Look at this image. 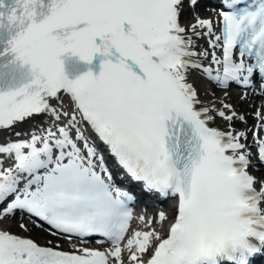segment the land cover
Listing matches in <instances>:
<instances>
[{
  "label": "bare ground",
  "instance_id": "obj_1",
  "mask_svg": "<svg viewBox=\"0 0 264 264\" xmlns=\"http://www.w3.org/2000/svg\"><path fill=\"white\" fill-rule=\"evenodd\" d=\"M189 2L190 0H181L177 4L175 18L179 22V30L188 52L202 66L198 70H188L171 65L169 67L172 77L191 103L205 112L204 118L210 121L212 126L230 133L232 139L236 141V146L241 145V148L249 153L252 141H248L247 138L256 128V121L251 127L236 128L234 124H237V119L242 117V122H245V119L247 121L255 119L257 112L251 107L246 108L244 102L247 98L239 100L237 96L229 94L228 90L220 92L214 90V87L208 86L210 72H207L206 69L211 67V62L216 58L217 49L215 16L204 14L205 10L201 8L193 10ZM192 12L194 13L192 14ZM159 51L166 59L163 50L159 49ZM210 74L213 76L212 73ZM241 109H245L243 116L238 114ZM38 110L41 111L40 114H37ZM76 119V111L71 101L63 93L52 89L36 100L32 110L22 119L8 121L7 127L0 125V201L4 199L1 194L3 189L7 193H14L18 190L25 192L29 184L26 182H36L38 179V174L32 179L25 180L23 174L10 173L8 167L16 161H30V158L38 153L45 156L52 154L57 160H65L74 155L66 146L68 138L61 139L63 138L61 135L79 133L78 137L83 136L82 132H76L73 128L74 124H77ZM69 120H73L71 125H68ZM14 137L22 138L21 149H9ZM248 167L255 169L261 166L253 163ZM262 188L264 189V186ZM168 217L169 211H159L154 216L152 223L145 222L142 223V226L148 228L151 237H154L163 231V225ZM9 221L0 219V237H6L13 232L7 225ZM16 222L17 220L11 222L12 228ZM27 228V232L32 233L33 237L37 238L41 244L48 246L47 242L49 241L46 240H51L50 236L33 227ZM143 252L144 247L137 248L133 257L141 258Z\"/></svg>",
  "mask_w": 264,
  "mask_h": 264
},
{
  "label": "rangeland",
  "instance_id": "obj_2",
  "mask_svg": "<svg viewBox=\"0 0 264 264\" xmlns=\"http://www.w3.org/2000/svg\"><path fill=\"white\" fill-rule=\"evenodd\" d=\"M214 93H215V95H217L216 94V92L214 91ZM244 105H246L247 107V109L249 108V107H251V109H255L256 107H258V106H260L261 107V105H263V101H261V102H259V103H257V105H251L250 106V104L249 105H247V104H244ZM264 106H262V108H263ZM243 108H245V107H243ZM239 112H241L242 114L245 112V109H241V110H239ZM246 113H248V111H246ZM250 123H253V118H252V120L251 121H246V122H241V121H239L238 122V124L237 125H235L236 127H241V126H243V125H248V124H250ZM7 225H8V227L9 228H11L14 232H16V233H19V234H23V232H24V234H28V233H26V231H24V227H20V228H18V227H15L14 226V228H12V225H11V221H9L8 223H7ZM29 235H31V236H34V235H32V234H29Z\"/></svg>",
  "mask_w": 264,
  "mask_h": 264
}]
</instances>
